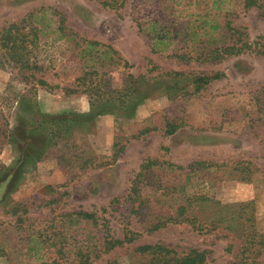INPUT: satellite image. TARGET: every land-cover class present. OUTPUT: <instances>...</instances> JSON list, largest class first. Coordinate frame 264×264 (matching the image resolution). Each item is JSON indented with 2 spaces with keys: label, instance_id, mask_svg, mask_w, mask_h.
<instances>
[{
  "label": "rangeland",
  "instance_id": "rangeland-1",
  "mask_svg": "<svg viewBox=\"0 0 264 264\" xmlns=\"http://www.w3.org/2000/svg\"><path fill=\"white\" fill-rule=\"evenodd\" d=\"M242 2L0 0V31L46 11L38 33L17 25L19 55L0 49V264H163L135 251L153 244L232 264L240 231L263 240L264 55L206 56L241 43L264 51V18ZM94 99L109 114L81 132L53 124L61 137L14 174L22 116L89 115ZM128 233L133 242L104 250Z\"/></svg>",
  "mask_w": 264,
  "mask_h": 264
},
{
  "label": "trees",
  "instance_id": "trees-1",
  "mask_svg": "<svg viewBox=\"0 0 264 264\" xmlns=\"http://www.w3.org/2000/svg\"><path fill=\"white\" fill-rule=\"evenodd\" d=\"M242 8L243 9H249V8H255L260 10V15L264 18V3L262 0H243L242 2ZM44 10H38L36 12H30L28 13L24 18L19 20L16 23H11L7 25L4 29L0 31V49H9L12 57H14L15 54L18 53L19 55V49H20V43L18 44V26L19 24H25L28 22H32L33 24L35 23L36 27L42 26V27H34L32 29V32L38 33L42 30L44 27V15H45ZM59 22H62V19H59ZM15 32V35H14ZM92 46H96L95 42H89ZM257 42L253 43H241L238 47H234L233 45L231 47L226 46L222 48L221 50V55H213V53H208L206 56L210 58V60H218L222 57H228V56H236L241 53H244L246 50H248L249 53H253L256 55H264V51H259L257 48ZM155 48L152 46L151 51H154ZM17 51V53H16ZM86 54H89L87 52H84ZM218 74H215L211 77H198L194 79V82L198 84V87L206 85L210 80L218 78ZM39 85H44L43 82H38ZM197 87V88H198ZM19 102V101H18ZM96 102H101L98 99H94V101H90V111L89 115L87 114H74V115H44L41 114L40 116L36 117V119H32L33 116L27 114L26 116H22V121L20 124V127L18 130L22 133L23 136V147H22V153L19 155L20 160L19 163H17L14 167V174H17L18 176H21L24 172L28 171L26 167L28 168L30 165L34 166V163L37 162L40 157H39V152L33 157L31 153H33L34 150H41L42 152L45 150L46 147H49L52 142H54L55 139H58V137H61V133L59 132L60 129L55 128V130H52L51 127L53 124H56L58 127L63 129L64 132L68 133L70 131H77L81 132L83 129H87L88 125L90 124L91 120L98 115L102 114H109L108 111L109 109L111 110V106L108 107L107 109H103L104 105H100L98 107L97 111L93 112V104ZM102 102H110L109 100H104ZM130 98L127 100V105H129ZM120 105H122V108L125 107V100L120 101ZM22 105V103L20 102ZM119 105V107H120ZM264 108V105L261 104V109ZM27 107V111H28ZM26 111V109H25ZM92 111V112H91ZM113 112V111H111ZM113 114V113H112ZM122 117V116H121ZM128 117V116H127ZM77 119V120H76ZM44 131V132H43ZM175 131V127L171 124H166L164 127V135H171ZM15 132V129H14ZM40 132L43 134V148L41 149L42 145L40 148L35 147V143L33 142V138L37 135L36 133ZM41 153V152H40ZM30 162V164H29ZM157 163H154V165ZM151 165L150 161H147L146 163L141 164V169L147 168ZM158 165V164H157ZM202 166L201 163H193L190 165V168L192 167H199ZM207 166V165H206ZM127 200H130L129 197L126 198ZM116 199L113 200L115 202ZM246 206V205H241ZM103 211V210H102ZM77 216H80L84 220H93V215L87 214V213H77ZM187 221V220H185ZM246 221V219H244ZM94 222V221H92ZM192 228L193 230L195 229V226L192 221ZM135 235L128 233V235H124V237L121 240H113V241H108L105 243L104 250L108 251L111 248L114 247H121L124 244H130L131 242L134 241ZM253 237H255L253 230L249 227H246L244 230L239 232L238 235V240L240 247L237 250V253L234 257V262L232 264H259L257 262H254V260L250 259L249 254L252 252H255V255H252L253 257H256L257 255L260 254L261 252H264V236H258L260 239H263L261 241H258L255 245L253 242ZM257 246V249H256ZM135 251L139 253V255H148L151 257H160L161 259L165 260L163 264H204L206 261V255L207 251L204 250H197V249H189L187 250V253L179 258L174 257V252L171 251L170 249L158 245V244H153V245H141L137 246L135 248ZM171 256V257H169Z\"/></svg>",
  "mask_w": 264,
  "mask_h": 264
}]
</instances>
